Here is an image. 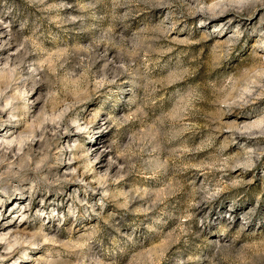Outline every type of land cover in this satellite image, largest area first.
<instances>
[{"label": "rangeland", "instance_id": "1", "mask_svg": "<svg viewBox=\"0 0 264 264\" xmlns=\"http://www.w3.org/2000/svg\"><path fill=\"white\" fill-rule=\"evenodd\" d=\"M0 151V264H264V0H0Z\"/></svg>", "mask_w": 264, "mask_h": 264}, {"label": "bare ground", "instance_id": "2", "mask_svg": "<svg viewBox=\"0 0 264 264\" xmlns=\"http://www.w3.org/2000/svg\"><path fill=\"white\" fill-rule=\"evenodd\" d=\"M1 155H3V154H2V152L0 151V157H1ZM16 235H18V233L14 230V232H13L12 234H10L8 237H9V238L12 237V238L14 239V241H15L16 238H17ZM3 237H5V236H1V235H0V240H1V241H2V240H5V238H3ZM6 237H7V236H6Z\"/></svg>", "mask_w": 264, "mask_h": 264}]
</instances>
